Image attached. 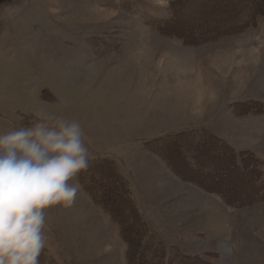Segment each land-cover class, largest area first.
I'll use <instances>...</instances> for the list:
<instances>
[{"label":"rangeland","instance_id":"1","mask_svg":"<svg viewBox=\"0 0 264 264\" xmlns=\"http://www.w3.org/2000/svg\"><path fill=\"white\" fill-rule=\"evenodd\" d=\"M222 2L0 0V131L50 115L78 120L90 165L128 179L158 239L214 263L233 256L237 264H264V204L228 208L216 195L178 180L146 145L205 129L240 148L252 141L264 162V62L252 55L246 37L196 46L202 25L235 23L208 10ZM247 95L262 102L263 113L238 115L231 105ZM236 126L250 138L232 135ZM221 162L201 163L199 173H227ZM230 174L220 186L248 182ZM93 178L87 174L85 182ZM93 183L105 193L103 180ZM97 199L81 185L71 205L46 211L45 251L56 264H125L119 228ZM237 211L249 212H239L240 219ZM145 261L143 255L140 264Z\"/></svg>","mask_w":264,"mask_h":264},{"label":"trees","instance_id":"2","mask_svg":"<svg viewBox=\"0 0 264 264\" xmlns=\"http://www.w3.org/2000/svg\"><path fill=\"white\" fill-rule=\"evenodd\" d=\"M186 1L190 2V0ZM206 1L202 0V3ZM210 1L215 4L217 1L225 2L221 6L215 5L208 10L216 11L221 22L232 19L235 23L226 28L217 25H202V39L196 46L210 44L224 37L239 36L247 30L257 29L264 20V0ZM190 39L193 40L194 37ZM231 107L240 109L239 116L263 113V105L257 101L234 103ZM146 145L148 150L156 155L165 168L178 180L194 184L207 194L216 195L224 206L237 210L264 204L263 163L253 152L237 150L225 140L205 129L180 131L151 141ZM218 159L222 161L219 165L220 170L227 173L214 174V172H203V169L202 174L199 173L201 163L202 168L204 165L210 168ZM96 170L93 165H90L86 171L79 174L78 180L82 188L90 194V198H98L97 204H95L102 207L118 226L120 237L125 244V264H140L143 255L147 259L144 264H215L207 255L185 254L180 252L178 247L166 245L158 239L150 231L148 223L138 211L136 202L130 195L128 179H117L118 177L107 169H104L101 174ZM92 173H94V178L86 183L85 176L87 174L90 176ZM229 173H232L230 177L235 181L247 179L248 182L246 184L243 183L244 181L232 182L229 185L220 186L218 182L220 180L222 183L225 182L226 174ZM95 178L103 180L104 186L106 185L105 193L95 187L93 183ZM206 179L212 182L206 183ZM246 192L249 193L247 198L236 195ZM119 201L122 210L116 211ZM39 261L40 264H56L46 254L45 249L41 253Z\"/></svg>","mask_w":264,"mask_h":264},{"label":"clouds","instance_id":"3","mask_svg":"<svg viewBox=\"0 0 264 264\" xmlns=\"http://www.w3.org/2000/svg\"><path fill=\"white\" fill-rule=\"evenodd\" d=\"M90 166L81 123L63 115L0 131V264H40L46 211L68 206Z\"/></svg>","mask_w":264,"mask_h":264},{"label":"crops","instance_id":"4","mask_svg":"<svg viewBox=\"0 0 264 264\" xmlns=\"http://www.w3.org/2000/svg\"><path fill=\"white\" fill-rule=\"evenodd\" d=\"M242 37H246V40L248 41V44L250 45L249 48L252 51V55L253 56L254 55L257 56V58L259 60H262L264 62V21L260 24V26L257 29H251L250 31L244 32L242 35L238 36L237 38H242ZM260 84L262 85V83H260ZM262 86L264 87V85H262ZM251 96H253V95H251ZM251 96L247 95V98H246L247 100L246 101H250L251 100ZM243 102H245V101H243ZM257 102H260V101H257ZM232 103H234V102H232ZM232 103H230V104H232ZM230 104H229V106H230ZM246 116H248V115H246ZM232 131H233L232 135H234L236 138H237V135L241 136V139H243V138H248L249 139L250 138V135L248 133H243L242 132L243 130L242 129L239 130L238 127L233 129ZM222 133L224 134V132H222ZM221 139L225 140L224 138H221ZM237 139H239V138H237ZM257 140L258 139L254 138L253 142H256ZM225 141L228 142L230 145H232L237 150H240V151H244V150L251 151V152H253L256 155L254 150H252V146H253L252 141H249L247 144H245V147H242V148L237 147V145H242V144H238V143H236L234 141H232V143H230L227 140H225ZM259 151L264 153V144H263V146L261 148H259ZM252 209L254 210L256 208H252ZM247 210H249V209H247ZM262 211H264V209H261V212ZM239 212L244 213V212H249V211H237L238 216L241 219V215H239ZM257 212H260V211H257ZM233 259H234L233 256L228 257L227 259H226V257L220 256V258H218V260L216 261L215 264H224V262H226V260H228L227 264H237V261L236 260L233 261Z\"/></svg>","mask_w":264,"mask_h":264},{"label":"bare ground","instance_id":"5","mask_svg":"<svg viewBox=\"0 0 264 264\" xmlns=\"http://www.w3.org/2000/svg\"><path fill=\"white\" fill-rule=\"evenodd\" d=\"M190 85V84H189ZM184 89H186V88H184ZM194 97V96H193Z\"/></svg>","mask_w":264,"mask_h":264}]
</instances>
